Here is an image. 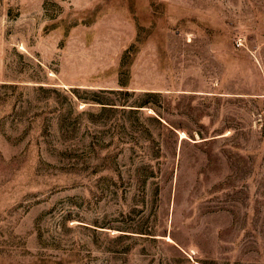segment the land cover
Segmentation results:
<instances>
[{
  "label": "rangeland",
  "instance_id": "rangeland-1",
  "mask_svg": "<svg viewBox=\"0 0 264 264\" xmlns=\"http://www.w3.org/2000/svg\"><path fill=\"white\" fill-rule=\"evenodd\" d=\"M0 264H264V0H0Z\"/></svg>",
  "mask_w": 264,
  "mask_h": 264
}]
</instances>
